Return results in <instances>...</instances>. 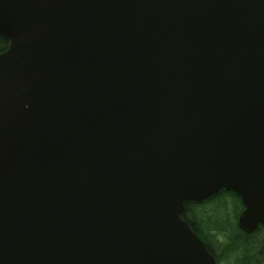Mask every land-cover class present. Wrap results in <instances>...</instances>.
I'll return each mask as SVG.
<instances>
[{
	"label": "water",
	"instance_id": "1",
	"mask_svg": "<svg viewBox=\"0 0 264 264\" xmlns=\"http://www.w3.org/2000/svg\"><path fill=\"white\" fill-rule=\"evenodd\" d=\"M0 264H216L185 202L264 226V0H0Z\"/></svg>",
	"mask_w": 264,
	"mask_h": 264
},
{
	"label": "rangeland",
	"instance_id": "2",
	"mask_svg": "<svg viewBox=\"0 0 264 264\" xmlns=\"http://www.w3.org/2000/svg\"><path fill=\"white\" fill-rule=\"evenodd\" d=\"M241 210L242 205L240 200L230 194L220 195L195 209L197 227L201 233L205 234L204 237L208 241H212L214 245H218L215 246V249L217 250V254L220 255V264H236L238 260L243 259L244 251L248 247L246 246L238 250L232 248L231 250L236 251L227 253L228 248L232 246L231 243L229 246V238L239 235L236 221ZM242 238L250 243L251 249L262 247L261 244L264 242V234L261 233L249 238ZM238 242L239 240L235 238V243L237 244ZM225 245L227 247L226 251H224ZM250 256L252 257V254ZM245 259L246 257L243 261Z\"/></svg>",
	"mask_w": 264,
	"mask_h": 264
},
{
	"label": "flooded vegetation",
	"instance_id": "3",
	"mask_svg": "<svg viewBox=\"0 0 264 264\" xmlns=\"http://www.w3.org/2000/svg\"><path fill=\"white\" fill-rule=\"evenodd\" d=\"M207 244H208V242H207ZM231 244H232L231 249L233 248V249H237V250L240 248L248 246L247 249H245V251H244V255L242 256L243 259L245 257H246V259L244 261H243V259L240 261L238 260V262L236 264H264V242H262V244H261L262 247L260 246L261 248L258 247L257 249H251L249 242L243 241V240H239V242L237 243L238 246H236V247L234 245V244H236L235 241H233ZM230 250H227L228 253L236 251V250H231V251ZM249 253L252 254V257L250 256Z\"/></svg>",
	"mask_w": 264,
	"mask_h": 264
},
{
	"label": "trees",
	"instance_id": "4",
	"mask_svg": "<svg viewBox=\"0 0 264 264\" xmlns=\"http://www.w3.org/2000/svg\"><path fill=\"white\" fill-rule=\"evenodd\" d=\"M8 45H9V41L6 39V38H4V37H2V36H0V53L1 52H3V51H5V50H7V48H8ZM200 205L201 204H197V203H191V202H187L186 204H185V211H184V213L182 214V217L185 219V220H187L189 223H190V225L194 228V230L198 233V234H201V235H205V234H203V233H201V231L199 230V228L197 227V222H193V221H191L190 219H189V215H190V211L192 212V211H194L195 212V209L197 208V207H200ZM200 223V222H199ZM196 225V226H195ZM206 239V238H205ZM207 240V239H206ZM208 243L210 244L209 245V249H210V251L212 252V253H214V243L212 242V241H208ZM211 246V247H210ZM213 246V247H212ZM226 245H225V247H224V251H226ZM220 256V255H219Z\"/></svg>",
	"mask_w": 264,
	"mask_h": 264
}]
</instances>
